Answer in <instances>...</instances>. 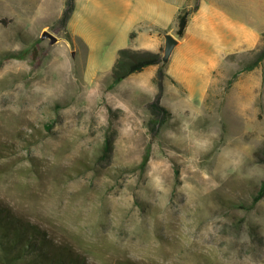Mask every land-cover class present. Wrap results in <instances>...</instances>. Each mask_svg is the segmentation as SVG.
<instances>
[{"label": "rangeland", "instance_id": "obj_1", "mask_svg": "<svg viewBox=\"0 0 264 264\" xmlns=\"http://www.w3.org/2000/svg\"><path fill=\"white\" fill-rule=\"evenodd\" d=\"M68 7L0 0V201L94 264H264V31L193 100L165 46L88 74Z\"/></svg>", "mask_w": 264, "mask_h": 264}, {"label": "crops", "instance_id": "obj_2", "mask_svg": "<svg viewBox=\"0 0 264 264\" xmlns=\"http://www.w3.org/2000/svg\"><path fill=\"white\" fill-rule=\"evenodd\" d=\"M194 1V0H192ZM189 0H75L71 34L87 47L86 72L113 67L123 47L161 50L168 34L178 40L168 63L171 77L191 99L205 98L231 54L258 45L264 31V0H200L183 36L177 15Z\"/></svg>", "mask_w": 264, "mask_h": 264}, {"label": "trees", "instance_id": "obj_3", "mask_svg": "<svg viewBox=\"0 0 264 264\" xmlns=\"http://www.w3.org/2000/svg\"><path fill=\"white\" fill-rule=\"evenodd\" d=\"M200 0H189L177 15V34L183 36L191 14L198 9ZM75 7V0H69L66 11L70 17ZM68 33L69 39L72 38ZM162 49H135L123 47L118 51L117 59L112 67L115 81L122 80L128 73L142 70L150 64L159 65V73L163 74ZM22 56L20 52L8 51L4 59ZM264 60V49H261L254 63L247 68H253ZM150 153H146L141 166L146 168ZM264 197V182L261 184L253 201L258 202ZM0 264H94L86 255L77 252L69 244L57 243L55 237L42 224L17 212L8 204L0 201ZM119 264H140L132 260H123Z\"/></svg>", "mask_w": 264, "mask_h": 264}, {"label": "water", "instance_id": "obj_4", "mask_svg": "<svg viewBox=\"0 0 264 264\" xmlns=\"http://www.w3.org/2000/svg\"><path fill=\"white\" fill-rule=\"evenodd\" d=\"M44 36H49L51 37L52 41H56L57 40V37L51 33H45ZM177 38L173 35V34H168L167 35V38H166V43H165V51L166 52H171L176 43H177Z\"/></svg>", "mask_w": 264, "mask_h": 264}]
</instances>
